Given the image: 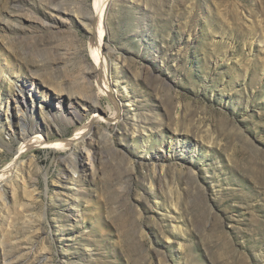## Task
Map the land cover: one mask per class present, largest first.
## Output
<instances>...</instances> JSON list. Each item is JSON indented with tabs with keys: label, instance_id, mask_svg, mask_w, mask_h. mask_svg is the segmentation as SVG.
I'll return each instance as SVG.
<instances>
[{
	"label": "rangeland",
	"instance_id": "obj_1",
	"mask_svg": "<svg viewBox=\"0 0 264 264\" xmlns=\"http://www.w3.org/2000/svg\"><path fill=\"white\" fill-rule=\"evenodd\" d=\"M94 4L0 0L1 121L12 101L53 141L115 109L98 88ZM104 19L122 119L76 150L21 154L27 190L7 188L0 264H264V0H112ZM17 118L0 125V169Z\"/></svg>",
	"mask_w": 264,
	"mask_h": 264
},
{
	"label": "bare ground",
	"instance_id": "obj_2",
	"mask_svg": "<svg viewBox=\"0 0 264 264\" xmlns=\"http://www.w3.org/2000/svg\"><path fill=\"white\" fill-rule=\"evenodd\" d=\"M112 0H95L94 4V27H93V34H95L93 37L95 38V45H93V49L91 51L92 57L94 60V66H95V72L97 73V82H98V88L99 92L106 94L111 97L115 104V109L109 113L106 114L104 111L100 110L99 108H96V111L93 113V118L86 124H83L79 129L76 130L75 134L73 135V138L71 139H56L53 141H50L48 139V136H44L40 133L39 129L36 128V130L31 133L28 125L26 122L22 121L20 117L24 115V112L20 105H14L12 104V101L7 100L4 109V121H1L2 109L0 104V125L3 127L5 123L10 126L11 123L14 120V114L18 117V125L19 129L17 131L18 136L21 139V143L19 148L17 149V152L15 154V158L13 161L3 169H0V212H6L5 208L7 205V202L9 201L8 196V187L13 186L14 184L17 187H20L22 189L27 190V185L25 181V177L22 175V161L20 160L21 154L32 148L34 145H42V146H54L61 149H66L67 147H71L73 150H76L77 144L79 140L85 141V138L87 135H91L92 132L91 129L93 127L95 128H101V122H107V123H116L119 122L122 119L123 114V108L122 105L117 101V99L114 96V91H117V87H114L117 85V83H113L112 80L109 79L107 76V64L104 57V54L102 53V36L105 31V27L103 24L104 16L106 14L107 9L110 6ZM92 16V15H91ZM91 19V18H90ZM94 43V42H93ZM118 58V57H117ZM94 73V71H93ZM19 91H25L23 88L19 89ZM27 91V92H26ZM25 95L29 98L30 103L32 107L38 108L39 110H42V108H45L47 111L51 109V104H44L40 100H38V97L32 92V88H26ZM94 96V95H93ZM91 100L97 104V98L92 97ZM15 102V101H14ZM17 103V102H16ZM72 110L70 109L71 113L74 115H79L78 111L74 108L72 104ZM69 105V106H70ZM15 109V111H12ZM80 116V115H79ZM57 126V125H56ZM96 129V130H97ZM75 172V171H73ZM71 179L73 178L72 174L70 175ZM18 179L20 181H18ZM29 185V184H28ZM29 187V186H28ZM30 192V191H29ZM32 192V191H31ZM11 254V253H10ZM16 254V253H15ZM14 255V254H13ZM11 256V255H10ZM31 257V256H30ZM6 264H10V261H4ZM27 262V261H26ZM22 264V263H21ZM29 264V263H28Z\"/></svg>",
	"mask_w": 264,
	"mask_h": 264
}]
</instances>
